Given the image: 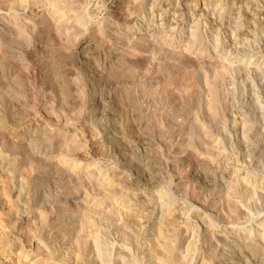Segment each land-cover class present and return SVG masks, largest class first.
<instances>
[{
    "label": "rangeland",
    "instance_id": "rangeland-1",
    "mask_svg": "<svg viewBox=\"0 0 264 264\" xmlns=\"http://www.w3.org/2000/svg\"><path fill=\"white\" fill-rule=\"evenodd\" d=\"M2 1L4 3V0ZM5 1L8 3H10L9 1H11V3L10 6L7 5L5 6L4 5L5 3L4 4L2 3L3 5H0V10H1L0 39H2L0 40V48H1L0 54H2L0 56L2 57L0 58L1 62L3 63L6 61L5 63L9 64L12 63L13 60L16 62L19 57L20 58L22 57L21 59L20 58L19 59L23 61L26 60L25 62H27V64L30 62L29 64L31 66L28 64L30 67H28V69L26 70L29 73V75L28 73H26V77L29 76L27 77L28 80H26V77L24 78L25 80L23 79V77L19 78L18 75H16L15 77L16 86L14 87L17 88L19 86L18 88H20L21 92L24 95L23 97L24 100L21 101L22 104L21 103L14 104V102L10 104L9 108L12 117L9 116V119L10 118L12 119L6 120V118L4 117L6 122H4L5 124L3 129H0V243H1L0 264H19V262L24 263L26 261H27L26 263L28 264L29 262L31 263L32 261H30L29 258L24 257L23 255H19V252H26L31 250L30 253H33L37 245L38 247L44 245L41 244L43 243V241L44 243L47 242L48 245L50 244L49 245L51 248L50 255H53V257L55 256L54 258L52 257L54 260L48 259L44 263L66 264L65 262L66 255L68 254L71 255L74 253V251L75 252L79 251V248H77V250L76 249L73 250L74 249L73 243H76L75 240L78 238L74 235L77 234L78 236L79 235L78 233L80 232H81L80 234L82 235H84V233L86 234V232H88L87 234H89V232L91 231V228H89L91 227V225L88 226L85 223V220L87 219L85 215L91 216L92 214L89 215L87 212L84 213L86 211L83 210L85 209L84 204L87 203L88 201L91 200L94 201L96 199L97 201L95 202H98L97 205L98 208H100L98 209L99 211L103 212L108 208V210L104 212L106 213L107 211H109V209H111L110 207L112 205L105 200L106 193L103 192L101 189L99 192L100 194L98 193L99 191L98 190L99 188L97 187L98 185L97 186L95 185L97 180L95 181V183H93L95 186L91 184L90 187V185L82 186L81 184H77V182L75 183L69 181L67 180V178L65 179L63 178L62 181L58 179L53 180L51 178L52 166L50 164L53 161H49L48 159L53 158L54 160L57 161L59 160L60 157L61 158L66 157L65 158L66 161L67 162L69 161L68 163L69 169L73 170V167H75L73 165L79 166L78 171H80L79 173H81L82 175L87 174V172L90 173L89 171H91L92 173L95 172L94 174L96 175L94 176V178L95 177L97 178V176L102 175V173L103 174L106 173L108 176L110 174L108 173L110 170L112 175L110 174L108 178L114 175L113 178L115 180H113V178L111 177L112 181L115 182L117 180L115 182V183L118 182L116 185L117 186L119 185L118 187L120 188V190L124 189L123 192L126 193L128 192V195L131 196L130 199L133 201L134 204H136L135 206L141 204L144 205V206L142 205V208L145 209L144 210L145 214L141 213L140 215H138V217L136 216L137 219L135 218L137 221L135 220L134 229H136L135 233L138 231L137 233L138 236L136 234V236L138 237L136 238L137 240H139V238L141 239L144 237L152 236L151 231H149V229L146 226H144L146 224L145 215L149 214L150 215V216L148 215L149 217L152 216V218H158L160 216V213L162 215L163 212L165 213L167 211L166 209L167 207L168 210L171 208L174 209V211L176 212L177 210H180L177 212V213L180 212L181 214L178 215L180 216L179 234L181 235L179 236L184 239L185 244L183 245V249L184 251H186L185 254L187 253L186 255H188V262H190L191 264H198V263L200 264L201 259L206 258L211 252L210 250L211 243L208 240L209 237L207 235V231L205 228L206 224L202 222L201 219L202 218L201 216L203 215H204L203 218H205L206 220L212 219L211 221L207 220L208 223L215 222V225H218L220 221L221 223L219 225L222 224L227 225L229 223L227 225L229 227V230L231 229L233 232H235L234 234L235 235L237 234L238 236L237 235L236 236L239 238L237 240L227 241L226 249L223 252L225 254L219 255V258H214L212 264H256L255 261L250 259V256L247 257L246 255L248 254L247 247L250 246L251 243L255 241V239L257 240V237L255 235L257 233L256 232L257 229L264 225V198H263L264 190H262V188L264 189L263 187L264 186L263 184L264 156L261 157L263 158V160L261 158H257L259 157V155L258 156L256 155L258 150L255 149L257 145H259V142L260 145L262 144L261 147L262 148L264 147L263 146L264 135L263 137L261 136L262 138H259L260 133L262 132V130H264V124H263L264 123V75H263L264 68L263 69L261 68L264 66V63L263 64L261 63L264 60V58L263 59L260 58L261 61L258 60L257 58L260 55L264 56V39H263L264 38V0L261 1L255 0L254 3L248 2L249 0L247 1L246 0H222V1L184 0V2L182 0H158V1L153 0L154 2L156 1V3H154L152 0H140V2L145 1L146 6H148L147 7L148 10L144 13L141 14L139 13V15L135 14V16H133L132 14L131 16L132 18L130 17L131 18L130 20L126 18L124 14V5H125L124 2L126 0H80V1L74 0L77 1V3L75 2L76 4L74 3V5L77 6L78 2H80L79 5L81 7L77 6L76 9H74V11H72L71 9L72 14L73 12L75 14V11L77 12V10H79L76 13V15L73 14L72 16L68 12L69 9L67 8L68 5L65 6V3H63L64 4V5L62 4L63 7L66 8L64 11L67 10V12L63 11L61 15L65 16V19L67 18L70 21L69 23L67 20L68 26L67 25H66L67 27L65 26L66 32L64 30L65 38H66V39L64 38L65 41L64 44L67 43L68 46L69 45L68 43L72 42V44L68 47L73 48L75 47V42L78 43L81 42V40L84 41L87 38L90 39V37L91 38L94 37L95 35H93L94 34L93 30L98 29L97 31H100L101 33L105 32L106 30L109 32V33L105 32L106 35H108V38L105 39L108 44L105 43L104 46L100 48L99 50L100 53L93 55L95 56L94 59H92L93 58L92 56L91 58L88 57V55L79 54V56L77 57L78 61L77 59L76 61L74 60L75 62L73 61L74 63L73 64L71 63V65L67 67L69 77L72 78L74 76L72 79L75 82L77 81L78 83L77 85L74 86L69 85V87H71L70 92L74 93V97H76L74 99L75 100L77 99L76 102L75 100L71 101L69 104L70 106L58 105L60 104V99L58 97L59 96L58 93H56L57 91L51 89L48 86L49 84H46L44 86L45 83H43V81L41 80L42 76L38 75L39 74L38 71L44 69L45 70L44 73L47 74L45 76L46 77L50 76V78L48 77V79H52L54 77L53 75L51 76V74H53L52 73L53 71L50 68L51 65L47 60H45L47 59V57L39 55L41 57V61H40V66L42 64L41 69L37 65H35V62L32 59L33 58L32 46L35 45V42L37 40L35 41V39L33 40L31 38L32 40L30 39L29 42L28 39L29 36L28 37L24 36L22 38L24 33L25 35H27L26 32L28 31L27 26H25L28 20V17L26 16L27 13H31V11L34 9L36 11L35 12L36 15L38 11H41L43 6L44 7L49 6L48 8L52 11L55 0H47V1L42 0V2L41 0H37V1L36 0H25V1L5 0ZM72 1L73 0H71L70 2ZM82 1L84 3H82ZM132 1H137L140 4L139 0H132ZM43 2L47 3L48 5H45V3L42 4ZM246 2L249 4H247ZM40 3L43 6L35 8V6L41 5ZM222 5L223 7L225 6L227 7V8L225 7V11H224L225 13L223 12L222 14H217V9L220 8L218 6H222ZM154 6H157L159 8L158 10L159 12L157 11L158 8L156 7V13L152 14L153 11L151 10L152 9L151 7ZM198 8H200L201 11L197 12L196 10H198ZM81 9L82 11L85 12H82ZM162 10L163 12H161ZM20 12L21 15L19 16ZM42 12H39L38 15H40V13ZM68 15H70V18ZM75 16L77 17L79 22L81 21L80 23L78 21H77L78 23L76 22L77 19ZM193 19L198 21L196 22ZM87 21L88 24H90L89 27H87L88 26ZM18 23L19 24L21 23V26L25 27V29L22 28ZM176 23H181V25L179 27H175ZM69 25L71 27H69ZM72 25L74 26L77 25L76 27L78 26L79 27L72 28ZM16 28L19 30V32ZM173 28H175V32ZM80 31L83 32L81 33ZM85 31L87 34L85 33ZM122 31L124 32L123 34H121ZM110 32L112 33L110 34ZM74 34L80 37L77 38V36ZM119 35L122 38L126 37L127 39L125 38L122 39ZM25 37H27V39H25ZM67 37L69 40L67 39ZM254 38H256L259 41H256V39L254 41ZM114 39L117 40V42ZM25 40H27L28 42ZM123 40L125 43L123 42ZM152 40L162 44L177 43L174 44V46L172 47L173 49L176 48L174 50L176 53H178L179 50H180L179 52H182L183 49H188L191 46H196L197 44H198L197 46H199V44L206 45L207 48H209L210 51L213 52L210 53L211 54L210 56L214 55L216 58L220 57L219 60L221 59L220 60L221 66H214L208 64L198 66V64L191 62L189 63V61L187 62L185 58L184 59L177 58L178 61L180 62L182 61L181 63L180 62L178 63L177 59L174 58V56L176 55H172V54L169 55L166 54L167 53L166 51L165 53L164 51L158 50L155 47L156 45L154 46V44L157 42L154 43V41ZM235 40H237L236 41L237 43H235ZM242 41L245 42L243 43ZM149 43L151 44L149 45ZM246 44L247 45L252 44L253 46L249 45L247 47ZM108 45L110 47L112 45L113 46L118 45L117 47L120 50V52L124 53L123 56H124L125 65L126 66L128 65V67L133 70L134 76H132L127 80L129 81L131 79L129 83L126 82L127 85L125 86L128 97L127 99L124 97L125 89L123 90V85H121L119 81L116 82L115 80H112L113 78H109L106 71H104L106 67L105 59L111 58V56L108 54L107 51V47H109ZM244 45H246L245 46L246 49H250L252 51L251 53V51L248 50L251 56L249 52L247 53L245 52L247 50L244 48ZM257 45L260 47H258ZM53 47H54L53 49L55 50V51L53 50L54 51L53 54H55V52L56 54L58 53L57 55H60V52L62 54V51H60V49L59 51L57 50L55 44L53 45ZM151 48H153V50ZM242 49H244L245 51ZM148 52L151 53L149 54ZM154 52L155 53L157 52L158 54L157 53L154 54ZM130 53L132 55H130ZM257 53L260 54L256 55ZM7 55L9 56V59ZM14 55H16V57ZM102 56L105 58H103ZM133 56L136 58H134ZM96 57L98 59H96ZM143 57L144 58L147 57L148 60L142 59ZM251 58L254 60V62ZM8 60L10 62H8ZM29 60H32V62ZM229 65H232V67ZM234 65L236 66L234 67ZM259 66L260 68H258ZM230 70L233 72H231ZM10 71H8V75H10ZM102 71L104 73H102ZM183 71H188L190 79L188 78V75L184 76L185 72ZM73 72L75 73L73 74ZM31 73L35 78L32 76ZM220 73L221 75H219ZM15 74L13 76H15ZM180 74H182V77L179 76ZM191 74L192 76L190 77ZM168 75H170L171 77H169ZM30 76L33 78H30ZM78 76L80 78H77ZM204 76L206 77L204 78ZM218 76H223L222 77L223 79L220 82L217 81L215 82L217 83V86L220 85L219 83H222L223 87L220 85L221 88L217 87V89L219 88L218 90L216 89L213 91L214 93L213 92L209 93V86H210L208 85L210 84L209 82L211 83L213 82L212 84H216L214 82V79H216V77ZM91 78L94 80H92ZM206 80L208 81L210 80V81L208 82ZM32 81L33 84L31 83ZM38 81L40 84L38 83ZM202 81H205L208 84ZM81 85L84 87H82ZM66 89L68 90L70 88H66ZM79 91L80 92L82 91L81 94ZM189 91L190 94H188ZM191 92L193 96H191ZM182 95H184L185 97ZM188 95L191 96V100H190V96ZM187 96L189 97V99ZM52 97L54 101L52 100ZM98 98H100L102 101ZM210 98L212 99V101ZM215 100L216 103H214ZM190 101L194 104H190L191 103ZM125 102L129 103V105L126 107L128 109L130 108L131 110L124 109ZM130 102L133 104H131ZM210 102L211 105H209ZM195 103H198L199 105ZM207 105H209L210 107ZM214 105L215 107H213ZM52 106L54 107L52 108ZM210 108L212 109L216 108L214 109L215 114H213L214 110L211 111L212 109ZM60 112H62V114ZM211 112H212V116H211ZM195 116H197V119ZM209 116L211 117V119ZM141 117L144 120V124H142L140 121ZM240 124L241 125L243 124L244 126L243 125L241 126ZM256 133L257 135H255ZM57 134L59 136L55 138ZM209 134L210 135L212 134L211 138ZM243 134L245 136L244 140L241 139L244 138ZM51 136L57 141L67 140L66 143L68 141H69L68 143L74 141L75 146L73 145L70 150H67L65 149L66 147H62L65 142L63 141L60 143L61 146L57 148L54 147L52 149H49L44 144V140L46 138H51ZM184 136L187 140L184 138ZM199 136H201L200 141L198 139ZM248 136H250V138L252 137L251 140L250 138L247 139ZM59 137H61V139ZM188 137H190L191 140L193 141H191ZM255 137H257V139ZM213 138L215 141H218V144L223 145V146L219 145L220 149L218 151L221 152V148H222V153H220V155H216L215 153L218 154V152L214 151L213 153V151L210 150L211 145L209 144V142L213 140ZM254 138L256 141L254 140ZM197 141H199V143H197ZM205 141L207 142L205 143ZM253 142L254 143L256 142L257 144L256 143L254 144ZM251 143L253 144V146ZM182 144L184 146H186L185 144H187L185 150ZM193 146L194 147L197 146L198 149L195 147V150H193L194 149ZM203 146L205 147L204 149L201 148ZM60 147H62L63 149ZM57 149L58 152L56 151ZM189 149L191 152L189 151ZM207 149H209L210 152L209 150L207 151ZM252 149H254V151ZM146 150H150L152 154L151 155L146 154ZM53 151L54 152L56 151L55 152L56 154ZM199 151L203 153V158H208V155L209 158H211V160L214 158L213 159L214 162L213 161L211 162L212 165H215L217 162H219V160L222 162L225 157L227 158L229 156L228 157L230 158L229 161L231 162L233 161L232 163L238 166V168L245 169L246 171L249 172L248 174H250V176L252 175L250 178L251 182L249 180L247 184H244L245 186H247V189L244 187L245 190L243 191L244 185L243 186L241 185L242 186L241 187L240 185H237L238 183H236V186L239 187H234L237 190V192L240 193V195H238L235 190L236 192L235 200H237V204L241 203L240 207L246 208L247 211L249 212L246 211L244 214L238 216L237 218L234 217L231 218V214L229 213L231 207L227 206L229 204L227 201H224L225 200L224 196L225 194L226 195L229 194L227 191L229 192L233 191L232 190L233 187L232 186L230 187V185H232L233 183L231 184V182L227 178V175L222 174V172L217 171L216 173L217 167L219 166V164H221L220 162L216 164L217 166L215 165L211 168L213 171L212 172L213 176L206 177L207 174L204 172L202 167L198 164L199 162L196 160L197 156L194 157V159L192 160L193 158V156L191 155L192 152L197 154L198 157L202 158V155ZM179 157L182 160L180 159L179 161H177L178 163H176V161H174L173 159L178 160ZM29 159L31 162L29 161ZM237 164H239L240 167ZM173 165L176 166L174 167ZM85 167L87 169H85ZM105 170L106 172H104ZM173 170L176 172V174L175 172H173ZM213 177H215V179H213ZM67 181H69V183ZM73 183L75 186L73 185ZM78 185L80 187H78ZM66 186L71 189L68 195L64 194L65 191L64 189L66 188ZM259 187H261V189ZM96 188L98 189L95 190ZM255 188L259 191L255 190ZM247 190L249 191L247 192ZM249 192H251V194ZM101 193H103V195ZM245 193H247L246 196ZM252 193L254 194L256 193L254 195L256 197L252 198L253 196ZM132 195L133 196L136 195L137 197L132 198ZM248 197L250 198L246 199ZM214 198L217 200L215 201ZM136 199L138 200L136 201ZM253 200L256 202L254 203ZM218 202L219 205L217 204ZM245 202H248L247 203L249 205L248 207L244 206ZM60 204L62 205L60 206ZM178 204L182 208L181 207L177 208L179 207ZM107 205L110 207H108ZM172 206L175 207L173 208ZM161 210L163 212H161ZM82 211L85 215H83ZM230 212H232V209L230 210ZM32 217L34 218L33 220V224H35L34 227L32 226L33 228L32 227L26 228L27 227L26 220ZM83 217L85 218V220H83L84 219ZM100 218L101 217L95 218L96 221L99 219L98 220L99 222L98 221L96 222L97 227L99 228V229L97 228L98 235L95 234L97 239L93 238L95 237L93 235H92L93 239H91L89 236L86 237L89 241V242L86 241L87 242L86 247L87 246L88 247L87 248L85 247L84 250L81 249L80 250L81 252L79 251V253H82L79 256L77 255L79 259L73 258L67 264H75V262L76 264H83L84 261H85L84 264L87 263L99 264L100 262L101 264H104V263H108L109 260L111 262L116 258L121 259L120 261L121 263L123 262L122 264H125L126 262H127L126 264H145L144 259H146V257L143 256L142 254L143 252L141 251V249L140 250L137 249L134 239L127 238L128 235H125L122 230L113 227L115 226V224L112 225L110 221H107V219L104 220ZM226 220H230V222L228 221L226 222ZM216 221L219 222L217 223ZM259 223H261V226ZM234 225L235 226L239 225V226L235 227ZM230 227H232L233 229ZM251 229L253 231H251ZM62 232H65L67 234L68 233L72 234L68 236L69 238L67 239H69L70 241L68 240L65 245L62 244L63 242L59 244L56 243V240H58L57 234ZM250 232L253 233L255 236L253 234L250 235ZM49 234H51L50 237ZM252 235L254 238L252 237ZM42 236L47 238L43 237L45 239L44 240ZM249 236L251 239L249 238ZM122 237L125 240L122 239ZM2 239L5 240L4 244L2 242L3 241ZM126 240H128V242ZM48 241L51 243H49ZM57 242H59V240ZM34 244L37 245L34 247ZM74 246L75 248L78 247V245L77 246L74 245ZM54 248L58 251H56ZM59 251L60 253L61 252L62 253L61 254L58 253ZM243 251L244 252L246 251L247 253L246 252L244 253ZM117 253L119 254V256ZM261 253H264L263 243L262 246L260 245L259 247L258 254L261 255ZM62 255H64L65 257H63ZM80 256H82V258ZM99 256L101 257L99 258ZM55 258L57 259L60 258V260L62 258L63 259L59 263L56 262L57 259ZM76 260L78 261L80 260L79 263H77L78 261Z\"/></svg>",
    "mask_w": 264,
    "mask_h": 264
},
{
    "label": "bare ground",
    "instance_id": "bare-ground-1",
    "mask_svg": "<svg viewBox=\"0 0 264 264\" xmlns=\"http://www.w3.org/2000/svg\"><path fill=\"white\" fill-rule=\"evenodd\" d=\"M25 1V0H24ZM37 1V0H36ZM47 1V0H46ZM71 0H55V2H54V6H53V9H52V11L47 7H44L42 4H44L45 2H43L41 5H38V6H35V8L36 7H41V6H43V8L41 9V11H38L37 12V16L35 15V10L33 9L32 11H31V13H27V15H26V13H25V15L28 17V20H27V23H26V25L25 26H27V29H28V31L26 32V34L27 35H25V33H24V35L22 36V38L24 37V36H29L28 37V39H29V42H30V39L32 38L33 40L35 39V45L34 46H32V44H31V46L33 47L32 48V59H33V61L35 62V65H37L40 69H41V67H42V64H41V66H40V61H41V57L39 56V55H41V56H45V57H47V59H45V60H47L48 62H49V64L51 65V69H52V73L53 74H51V76L53 75L54 77L52 78V79H48V77L50 78V76H48V77H46L45 75H47V74H45L44 72H45V70L43 69V70H39L38 71V75H41L42 77V81H43V83H45L44 84V86L46 85V84H49L48 86L51 88V89H53V90H56L57 92L56 93H58V97H59V99H60V104H58V105H62V106H64V105H66V106H68L69 104H70V102L71 101H73V100H75L74 98H76V97H74V93H72V92H70V90H71V87H69V85L70 86H74V85H77L78 83H77V81L75 82L72 78L74 77L73 75H71V76H73L72 78H70L69 77V75H68V70H67V67H69L70 65H71V63L73 64L75 61H76V59H77V57L79 56V54H84V55H88V57H91L92 59H94V57L95 56H93V55H96V54H98V53H100V48L101 47H103L104 46V44L105 43H107V41L105 40V39H107L108 38V35H106V33L105 32H108L107 30L105 31V32H103V33H101L100 31H97V30H93V35H95L94 37H90V39L89 38H87V39H85L84 41H82L81 40V42H78V43H76L75 42V47H73V48H70V47H68V46H70L71 44H72V42L71 43H68L69 45L67 46V43L66 44H64V38H65V33H64V30H65V32H66V27L68 26V24H67V18L65 19V16H62L61 15V13L66 9L65 7H63V3H65V6L66 5H68L67 6V8H69L68 9V12L71 14V16L74 14V12H73V14L71 13V9H72V11H74V9H76V7L77 6H80L79 5V3L80 2H78V4H77V6H75L74 5V3L76 2L77 3V1H72V2H70ZM80 1V0H79ZM153 1V0H152ZM158 1V0H157ZM183 2H184V0H182ZM220 1H222V0H220ZM247 1V0H246ZM261 1V0H260ZM10 3H11V1H9ZM22 2V1H21ZM41 2H42V0H41ZM50 2H52V1H50ZM139 2H140V0H139ZM142 2V1H141ZM140 2V4L137 2V1H132V0H126L125 2H124V14H125V16H126V18H128L129 20L132 18L131 16H132V14H133V16H135V14H138L139 15V13L141 14V13H144V12H146L148 9H147V7L148 6H146V4H145V1L144 2H142L141 3ZM154 2V1H153ZM160 2V1H159ZM211 2V1H210ZM225 2V1H224ZM248 2H255V0H249ZM3 3V1L2 0H0V5H3L4 3V5L6 6H10V3H8V2H6L5 0H4V3ZM15 3V2H14ZM24 3V2H23ZM22 3V4H23ZM75 3V4H76ZM82 3H84L83 1H82ZM154 3H156V1L154 2ZM216 3V2H215ZM220 3V2H219ZM219 3H218V5H219ZM247 3V2H246ZM63 4V5H62ZM152 4V3H151ZM225 4V3H224ZM247 4H249V3H247ZM45 5H48L47 3H45ZM53 5V4H52ZM83 5H85V4H83ZM156 5V4H155ZM202 5H203V3H202ZM254 5V4H253ZM22 6H24V5H22ZM51 6V5H50ZM153 6V5H152ZM215 6V5H214ZM217 6V5H216ZM225 6V5H224ZM81 7V6H80ZM156 7L157 6H154V7H151L152 9V14H155L156 13ZM204 7V6H203ZM208 7V6H207ZM218 7H220V8H218L217 9V14H222L224 11H225V7H223V5L222 6H218ZM32 8V7H31ZM158 8V7H157ZM201 8V7H200ZM200 8H198V10H196L197 12L198 11H201V9ZM209 8V7H208ZM215 8H217V7H215ZM227 8V7H226ZM8 9H10V8H8ZM49 9V10H48ZM122 9V8H121ZM196 9V8H195ZM194 9V10H195ZM14 10V9H13ZM24 10V9H23ZM159 10V8L157 9V11ZM204 10V9H203ZM202 10V11H203ZM233 10V9H232ZM1 11V10H0ZM18 11V10H17ZM43 11V12H42ZM79 10H77V12H78ZM81 11H82V9H81ZM27 12V11H26ZM39 12H42V13H40V15H38L39 14ZM64 12H67V10L66 11H64ZM76 11H75V14L74 15H76V13H77ZM82 12H85V11H82ZM151 12V11H150ZM159 12V11H158ZM161 12H163V10L161 11ZM196 12V13H197ZM216 12V11H215ZM12 13V12H11ZM68 13V14H69ZM168 13V12H167ZM225 13V12H224ZM81 14V13H80ZM85 14V13H84ZM195 14V13H194ZM193 14V15H194ZM198 14V13H197ZM202 14V13H201ZM200 14V15H201ZM214 14V13H213ZM21 15V12H20V14H19V16ZM23 15V14H22ZM66 15V14H65ZM79 15V14H78ZM78 15H77V17H78ZM237 15V14H236ZM25 16V17H26ZM69 16V18H70V15H68ZM80 16V15H79ZM84 16V15H83ZM195 16V15H194ZM199 16V15H198ZM234 16V15H233ZM24 17V16H23ZM22 17V18H23ZM74 17V16H73ZM76 17V16H75ZM77 17H76V19H77ZM131 17V18H130ZM142 17V16H141ZM196 17V16H195ZM6 18V17H5ZM21 18V19H22ZM85 18V17H84ZM137 18V17H136ZM154 18V17H153ZM194 18V17H193ZM236 18V17H235ZM248 18V17H247ZM18 19V18H17ZM24 19V18H23ZM26 19V18H25ZM135 19V18H134ZM198 19H199V17H198ZM8 20V19H7ZM11 20V19H10ZM73 20H75V19H73ZM80 20V19H79ZM82 20V19H81ZM152 20V19H151ZM154 20V19H153ZM160 20V19H159ZM194 20V19H193ZM220 20V19H219ZM237 20V19H236ZM250 20H252V19H250ZM18 21V20H17ZM78 21V19L76 20V22ZM83 21V20H82ZM143 21V20H142ZM194 21H196V20H194ZM198 21V20H197ZM196 21V22H197ZM10 22V21H9ZM68 22L70 23V21L68 20ZM79 22V21H78ZM77 22V23H78ZM81 22V21H80ZM79 22V23H80ZM125 22V21H124ZM128 22V21H127ZM130 22V21H129ZM193 22V21H192ZM253 22V21H252ZM74 23V22H73ZM72 23V24H73ZM19 24V23H18ZM87 24H88V21H87ZM200 24V23H199ZM20 26H21V23L19 24ZM23 25V24H22ZM67 25V26H66ZM75 25V24H74ZM74 25H72V28L73 27H76V26H74ZM81 25V24H80ZM89 25L90 24H88V26L87 27H89ZM176 26L175 27H179L180 25H181V23H176L175 24ZM185 25V24H184ZM197 25V24H196ZM224 25V24H223ZM230 25V24H229ZM12 26V25H11ZM66 26V27H65ZM174 26V25H173ZM220 26V25H219ZM22 28H24L25 29V27H23V26H21ZM20 27V28H21ZM69 27H71L70 25H69ZM68 27V28H69ZM79 27V26H78ZM78 27H76V28H78ZM109 27V26H108ZM225 27V26H224ZM261 27V26H260ZM67 28V29H68ZM97 28V27H96ZM197 28V27H196ZM17 29V28H16ZM239 29V28H238ZM237 29V30H238ZM18 30V29H17ZM79 30V29H78ZM85 30V29H84ZM92 30V29H91ZM112 30V29H111ZM117 30V29H116ZM131 30V29H130ZM129 30V31H130ZM173 30H174V32H175V28H173ZM15 31V30H14ZM25 31V30H24ZM101 31H102V29H101ZM125 31V30H124ZM132 31V30H131ZM155 31V30H154ZM235 31V30H234ZM18 32H19V30H18ZM21 32V31H20ZM69 32V31H68ZM67 32V33H68ZM81 32V31H80ZM83 32V31H82ZM81 32V33H82ZM91 32V31H90ZM75 33V32H74ZM85 33H86V31H85ZM109 33V32H108ZM107 33V34H108ZM112 32H110V34H111ZM124 32L122 31V33L121 34H123ZM234 33V32H233ZM21 34V33H20ZM71 34V33H70ZM87 34V33H86ZM90 34V33H89ZM102 34H104V35H102ZM160 34V33H159ZM198 34V33H197ZM72 35H73V33H72ZM74 35H76V34H74ZM82 35V34H81ZM155 35V34H154ZM71 36V35H70ZM77 36V38L78 37H80V36H78V35H76ZM120 36V35H119ZM1 37V36H0ZM27 37H25V39H27ZM69 37V36H68ZM68 37H67V39H68ZM85 37V36H84ZM110 37V36H109ZM115 37H116V34H115ZM121 37V36H120ZM158 37V36H157ZM260 37V36H259ZM13 38V37H12ZM15 38V37H14ZM75 38V37H74ZM76 38V39H77ZM122 38V37H121ZM121 38H119V39H121ZM123 38H125V39H127L126 37H123ZM122 38V39H123ZM238 38V37H237ZM18 39V38H17ZM31 39V40H32ZM66 39V38H65ZM84 39V38H83ZM112 39V38H111ZM124 39V40H125ZM134 39V38H133ZM158 39V38H157ZM174 39V38H173ZM235 39V38H234ZM249 39V38H248ZM253 39V38H252ZM255 39L256 38H254V41H255ZM264 39V38H263ZM0 40H2V39H0ZM14 40V39H13ZM69 40V39H68ZM67 40V41H68ZM72 40V39H71ZM110 40V39H109ZM113 40V39H112ZM115 40V39H114ZM124 40H123V42H124ZM169 40H170V38H169ZM246 40V39H245ZM251 40V39H250ZM249 40V41H250ZM12 41V40H11ZM22 41V40H21ZM25 41H27V40H25ZM75 41V40H74ZM80 41V40H79ZM116 42H117V40H115ZM120 41V40H119ZM118 41V42H119ZM127 41H129V40H127ZM152 41H154V40H152ZM162 41V40H161ZM173 41V40H172ZM237 40H235V43H237L236 42ZM239 41V40H238ZM247 41V40H246ZM256 41H259V40H257L256 39ZM28 42V41H27ZM69 42V41H68ZM108 42H110V41H108ZM121 42V41H120ZM119 42V43H120ZM155 42H157V41H154V43ZM240 42H241V40H240ZM243 42V41H242ZM245 42V41H244ZM243 42V43H244ZM248 42V41H247ZM246 42V43H247ZM263 42V41H262ZM19 43V42H18ZM21 43V42H20ZM55 44V47L57 48V50L59 51V49H60V51H62V54H61V52H60V55H57L56 54V52H55V54H53V52L55 51L53 48V45ZM113 43V42H112ZM125 43V42H124ZM230 43V42H229ZM261 43V42H260ZM26 44V43H25ZM74 44V43H73ZM108 44V43H107ZM110 44V43H109ZM145 44V43H144ZM151 43H149V45H150ZM153 44V43H152ZM174 44H177V43H174ZM174 44L173 43H169V44H162V43H159V42H157V43H155L154 44V46L158 49V50H161V51H166L165 53L166 54H169V55H176V56H174V58H185L186 59V61L188 62L189 61V63L191 62V63H195V64H198V66H201V65H204V64H208V65H214V66H221V62H220V60H219V58L220 57H218V58H216L214 55H212V56H210L211 54L210 53H213V52H211L210 51V49L209 48H207V46L206 45H200L199 44V46H191L190 48H188V49H183L182 50V52H179L178 51V53H176L174 50L176 49H173L172 47L174 46ZM204 44V43H203ZM253 44V43H252ZM251 44V45H252ZM12 45V44H11ZM21 45V44H20ZM28 45V44H27ZM143 45V44H142ZM210 45V44H209ZM234 45V44H233ZM237 45V44H236ZM247 45V44H246ZM246 45H244V48H245V46ZM250 45V44H249ZM249 45H247V47L249 46ZM250 45V46H251ZM255 45V44H254ZM14 46V45H13ZM12 46V47H13ZM109 46V45H108ZM118 46V45H117ZM117 46H109V47H107V51H108V54L111 56V58H106L105 60H106V67H105V70L104 71H106V73H107V75L109 76V78H113L112 80H115L116 82L117 81H119L120 83H121V85H123V90L126 88L125 86L127 85L126 84V82L127 83H129V81L131 80H129V81H127L129 78H131L132 76H134L133 75V70L132 69H130L129 67H128V65L126 66L125 65V62H124V56H123V54L124 53H121L120 52V50L118 49V47ZM230 46V45H229ZM231 46H232V44H231ZM242 46H243V44H242ZM253 46V45H252ZM258 46V45H257ZM2 47V46H1ZM25 47V46H24ZM59 47V48H58ZM144 47V46H143ZM258 47H260V46H258ZM19 48V47H18ZM31 48V47H30ZM62 48V49H61ZM106 48V47H105ZM120 48V47H119ZM133 48V47H132ZM186 48V47H185ZM230 48V47H229ZM228 48V49H229ZM243 48V47H242ZM1 49V48H0ZM10 49V48H9ZM8 49V50H9ZM25 49V48H24ZM121 49V48H120ZM127 49V48H126ZM139 49V48H138ZM152 50H153V48H151ZM157 49H155V50H157ZM239 49V48H238ZM246 49V48H245ZM4 50V49H3ZM3 50H2V52H3ZM6 50V49H5ZM54 50V51H53ZM104 50H106V49H104ZM123 50V49H122ZM131 50V49H130ZM129 50V51H130ZM140 50H142V49H140ZM146 50V49H145ZM151 50V51H152ZM223 50V49H222ZM242 50H244V49H242ZM247 51H245L246 53L247 52H249V51H251L250 49H246ZM249 50V51H248ZM253 50V49H252ZM255 50V49H254ZM7 51V50H6ZM5 51V52H6ZM11 51V50H10ZM66 52V54H65V52ZM103 51V50H102ZM124 51V50H123ZM122 51V52H123ZM129 51H127V52H129ZM133 51V50H132ZM227 51V50H226ZM126 52V53H127ZM131 52V51H130ZM169 52V53H168ZM237 52V51H236ZM254 52V51H253ZM259 52V51H258ZM262 52V51H261ZM10 53V52H9ZM70 53V54H69ZM102 53V52H101ZM132 53V52H131ZM130 53V55H132ZM149 53V52H148ZM151 53V52H150ZM149 53V54H150ZM153 53V52H152ZM157 53V52H156ZM155 52H154V54H156ZM251 53H252V51H251ZM7 54V53H6ZM5 54V55H6ZM11 54H13V53H11ZM22 54V53H21ZM129 54V53H128ZM135 54V53H134ZM153 54V55H154ZM158 54V53H157ZM237 54V53H236ZM239 54V53H238ZM249 54H250V52H249ZM258 54H260V53H257L256 55H258ZM2 54H0V56H1ZM4 55V56H5ZM9 55V54H8ZM7 55V56H8ZM256 55H254V56H256ZM12 56V55H11ZM15 57H16V55H14ZM22 56V55H21ZM63 56V57H62ZM80 56H82V55H80ZM98 56V55H97ZM105 56V55H104ZM108 56V55H107ZM106 56V57H107ZM219 56H220V54H219ZM250 56H251V54H250ZM254 56H253V59H254ZM19 57V56H18ZM27 57V56H26ZM31 57V56H30ZM87 57V56H86ZM103 57V56H102ZM129 57V56H128ZM132 57V56H131ZM134 57V56H133ZM139 57V56H138ZM148 57H150V56H148ZM156 57V56H155ZM172 57V56H171ZM0 58H2V57H0ZM20 58V57H19ZM18 58V60L15 62L14 60H13V62L12 63H5V62H1V59H0V129H3V127H4V122H6V120L8 119V120H10V119H12V118H10L9 119V116H11L12 117V114H11V111H10V108H9V106H10V104L12 103V102H14V104L16 103V104H19V103H21V101H23L24 99H23V97H24V95H23V93L21 92V90H20V88H16V87H14V86H16V84H15V81H16V75H18V77L20 78V77H23V79L26 77V73H28V71H26L27 69H28V67H30L28 64H27V62H25L26 60H20ZM28 58V57H27ZM63 58V59H62ZM103 58H105V57H103ZM102 58V59H103ZM125 58H126V56H125ZM134 58H136V57H134ZM258 58V60H260L261 61V59H263L264 58V56H262V55H260V56H258L257 57ZM261 58V59H260ZM8 59H9V56H8ZM26 59V58H25ZM84 59V58H83ZM87 59V58H86ZM96 59H98L97 57H96ZM131 59V58H130ZM142 59H145V60H148V58L146 57V58H142ZM153 59V58H152ZM178 59H177V61H178ZM252 59V58H251ZM252 59V60H253ZM4 60V59H3ZM44 60V61H45ZM62 60V61H61ZM75 60V61H74ZM141 60V59H140ZM175 60V59H174ZM250 60V59H249ZM10 61H11V59H10ZM9 60H8V62H10ZM28 61V60H27ZM29 61H31L32 62V60H29ZM74 61V62H73ZM77 61H78V59H77ZM226 61V60H225ZM133 62V61H132ZM150 62V61H149ZM180 61H178V63H179ZM182 62V61H181ZM180 62V63H181ZM253 62H254V60H253ZM256 62V61H255ZM5 63V64H4ZM47 63V62H46ZM131 63V62H130ZM137 63V62H136ZM184 63V62H183ZM249 63H250V61H249ZM260 63V62H259ZM262 64L264 63V60L261 62ZM260 63V64H261ZM33 64V63H32ZM96 64V63H95ZM135 64V63H134ZM147 64H148V62H147ZM225 64V63H224ZM247 64V63H246ZM259 64V65H260ZM97 65V64H96ZM161 65V64H160ZM159 65V66H160ZM182 65V64H181ZM185 65V64H184ZM188 65V64H187ZM227 65V64H226ZM33 66V65H32ZM135 66V65H134ZM179 66V65H178ZM229 66H231L232 67V65H229ZM236 65H234V67H235ZM256 66H258V65H256ZM263 66V65H262ZM138 67V66H137ZM181 67H183V66H181ZM204 67V66H203ZM228 67V66H227ZM226 67V68H227ZM32 68V67H31ZM59 68V69H58ZM168 68V67H167ZM245 68V67H244ZM258 68H260V66L258 67ZM262 69L264 68V66L263 67H261ZM69 69V68H68ZM104 69V68H103ZM164 69V68H163ZM182 69V68H181ZM247 69V68H246ZM261 69V70H262ZM11 70V71H10ZM29 70H30V68H29ZM34 70V69H33ZM49 70V69H48ZM74 70V69H73ZM95 70V69H94ZM102 70V69H101ZM184 70V69H183ZM231 70H232V68H231ZM230 70V71H231ZM235 70H236V68H235ZM245 70V69H244ZM255 70V69H254ZM8 71H10V75H8ZM90 71V70H89ZM100 71V70H99ZM224 71V70H223ZM263 71V70H262ZM47 72V71H46ZM50 72V71H49ZM76 72V71H75ZM75 72H73V74L75 73ZM91 72V71H90ZM157 72V71H156ZM169 72V71H168ZM181 72H182V70H181ZM183 72H185L184 73V76H186V75H188V78H189V73H188V71H183ZM220 72V71H219ZM222 72V71H221ZM231 72H233V71H231ZM235 72H237V71H235ZM247 72V71H246ZM16 73V74H15ZM33 73V72H32ZM31 73V74H32ZM48 73V72H47ZM71 73V72H70ZM97 73V72H96ZM102 73H104L103 71H102ZM105 73V74H106ZM135 73V72H134ZM163 73H166V72H163ZM172 73V72H171ZM15 74V76H13ZM30 74V75H31ZM93 74V73H92ZM104 74V75H105ZM159 74V73H158ZM243 74V73H242ZM247 74V73H246ZM28 75H29V73H28ZM36 75V74H35ZM37 75V76H38ZM78 75H79V73H78ZM103 75V74H102ZM216 75H218V74H216ZM219 75H221V73L219 74ZM264 75V74H263ZM32 76H33V74H32ZM77 76V75H76ZM93 76H95V75H93ZM136 76V75H135ZM169 77H171L170 75H168ZM168 76H166V77H168ZM180 77H182V74H180L179 75ZM192 76V74L190 75V77ZM215 76V75H214ZM232 76V75H231ZM260 76V75H259ZM27 77H29V76H27ZM26 77V80H28V78ZM34 77V76H33ZM33 77H31L30 76V78H33ZM40 77V76H39ZM38 77V78H39ZM178 77V76H177ZM206 76H204V78H205ZM223 76H218V77H216V79H218V80H216V79H214V82L215 81H217V82H220L223 78H222ZM234 77V76H233ZM35 78V77H34ZM77 78H80L79 76L77 77ZM81 78H82V76H81ZM94 78V77H93ZM101 78V77H100ZM193 78V77H192ZM221 78V79H220ZM260 78V77H259ZM22 79V80H23ZM75 79V78H74ZM87 79V78H86ZM92 79V78H91ZM99 79V78H98ZM102 79V78H101ZM162 79V78H161ZM190 79V78H189ZM212 79V78H211ZM224 79H226V78H224ZM25 80V79H24ZM23 80V81H24ZM31 80V79H30ZM30 80H29V82H30ZM34 80V79H33ZM92 80H94V79H92ZM165 80V79H164ZM203 80H205V79H203ZM261 80V79H260ZM106 81V80H105ZM206 81H208V80H206ZM210 81V80H209ZM208 81V82H209ZM240 81V80H239ZM78 82H80V81H78ZM99 82V81H98ZM101 82V81H100ZM118 82V83H119ZM166 82V81H165ZM187 82V81H186ZM202 82H205V81H202ZM23 83V82H22ZM32 84H33V81L31 82ZM38 83H39V81H38ZM76 83V84H75ZM119 83V84H120ZM196 83V82H195ZM206 84H208L207 82H205ZM210 84H208V85H210L209 86V93L210 92H213L214 90H216L217 89V87H220V85L222 86V83H219L220 85H218L217 86V83L216 84H212L211 82H209ZM227 83V82H226ZM238 83V82H237ZM241 83V82H240ZM35 84V83H34ZM40 84V83H39ZM83 84V83H82ZM168 84V83H167ZM185 84V83H184ZM190 84V83H189ZM198 84V83H197ZM225 84V83H224ZM29 85V84H28ZM186 85H188V84H186ZM191 85V84H190ZM243 85V84H242ZM241 85V86H242ZM35 86V85H34ZM42 86V85H41ZM40 86V87H41ZM47 86V87H48ZM82 86V85H81ZM216 86V87H215ZM24 87H26V86H24ZM77 87V86H76ZM82 87H84V86H82ZM208 87V86H207ZM206 87V88H207ZM223 87V86H222ZM32 88V87H31ZM66 88H70V89H66ZM79 88V87H78ZM98 88V87H97ZM197 88H199V87H197ZM221 88V87H220ZM24 89V88H23ZM36 89V88H35ZM50 89V90H51ZM73 89V88H72ZM202 89V88H201ZM204 89H205V87H204ZM219 89V88H218ZM217 89V90H218ZM252 89V88H251ZM1 90H2V92H1ZM49 90V91H50ZM75 90V89H74ZM92 90H93V88H92ZM181 90V89H180ZM185 90V89H184ZM188 90V89H187ZM191 90V89H190ZM195 90V89H194ZM197 90V89H196ZM242 90V89H241ZM40 91H41V89H40ZM227 91V90H226ZM244 91H245V89H244ZM250 91V90H249ZM255 91V90H254ZM36 92V91H35ZM38 92V91H37ZM80 92V91H79ZM82 92V91H81ZM81 92H80V94H81ZM130 92V91H129ZM194 92V91H193ZM228 92V91H227ZM84 93V92H83ZM186 93V92H185ZM184 93V94H185ZM198 93V92H197ZM207 93H208V91H207ZM214 93V92H213ZM33 94V93H32ZM46 94V93H45ZM50 94V93H49ZM52 94V93H51ZM79 94V93H78ZM77 94V95H78ZM125 98L127 99L128 97H127V91H126V89H125ZM179 94V93H178ZM188 94H190V91H189V93ZM194 94V93H193ZM199 94V93H198ZM39 95V94H38ZM56 95V94H55ZM131 95V94H130ZM187 95V94H186ZM214 95V94H213ZM223 95H224V93H223ZM229 95V94H228ZM81 96V95H80ZM85 96V95H84ZM129 96V95H128ZM182 96H184V95H182ZM188 96H190V95H188ZM187 96V97H188ZM191 96H193L192 95V92H191ZM191 96H190V100H191ZM29 97V96H28ZM41 97V96H40ZM91 97V96H90ZM132 97V96H131ZM185 97V96H184ZM209 97V96H208ZM44 98H46V97H44ZM78 98H79V96H78ZM83 98V97H82ZM82 98H81V100H82ZM196 98V97H195ZM205 98V97H204ZM212 98V97H211ZM210 98V99H211ZM48 99V98H47ZM98 99H100V98H98ZM125 99V100H126ZM130 99V98H129ZM188 99H189V97H188ZM208 99V98H207ZM28 100V99H27ZM40 100V99H39ZM52 100L54 101V99H53V97H52ZM77 100V99H76ZM76 100H75V102H76ZM101 100V99H100ZM184 100H185V98H184ZM194 100V99H193ZM48 101V100H47ZM59 101V100H58ZM102 101V100H101ZM130 101V100H129ZM180 101V100H179ZM205 101H207V100H205ZM211 101H212V99H211ZM223 101V100H222ZM226 101V100H225ZM74 102V103H75ZM79 102V101H78ZM80 102H83V101H80ZM98 102V101H97ZM185 102V101H184ZM191 102V101H190ZM47 103V102H46ZM99 103H100V101H99ZM131 103V102H130ZM189 103V102H188ZM206 103V102H205ZM209 103V102H208ZM207 103V104H208ZM214 103H216V100L214 101ZM22 104V103H21ZM45 104V103H44ZM131 104H133V103H131ZM182 104V103H181ZM186 104V103H185ZM190 104H194V103H190ZM195 104H198V103H195ZM48 105V104H47ZM80 105H81V103H80ZM84 105V104H83ZM129 105V103H127V102H125L124 103V109H128L126 106H128ZM183 105V104H182ZM181 105V106H182ZM199 105V104H198ZM209 105H211V102H210V104ZM209 105H207V106H209ZM70 106V105H69ZM197 106V105H196ZM200 106H201V104H200ZM199 106V107H200ZM51 107V106H50ZM54 106H52V108H53ZM183 107V106H182ZM210 107V106H209ZM213 107H215V105L213 106ZM56 108V107H55ZM61 108V107H60ZM81 108V107H80ZM195 108V107H194ZM207 108V107H206ZM62 109V108H61ZM130 109V108H129ZM128 109V110H129ZM196 109V108H195ZM202 109V108H201ZM200 109V110H201ZM210 109H212V108H210ZM214 109H216V108H214ZM214 109H212L211 111H213ZM217 109H218V107H217ZM131 110V109H130ZM133 110V109H132ZM189 110V109H188ZM3 111V112H2ZM181 111V110H180ZM194 111V110H193ZM204 111V110H203ZM22 112V111H21ZM81 112V111H80ZM125 112V111H124ZM200 112V111H199ZM13 113V112H12ZM61 114H62V112H60ZM70 113V112H69ZM75 113H77V112H75ZM75 113H74V115H75ZM79 113V112H78ZM203 114V113H202ZM205 114H206V112H205ZM213 114H215V110H214V113ZM67 115V114H66ZM71 115V114H70ZM195 115V114H194ZM252 115V114H251ZM55 116V115H54ZM81 116V115H80ZM211 116H212V112H211ZM215 116V115H214ZM4 117L6 118V120L4 119ZM60 117V116H59ZM76 117H77V115H76ZM143 117V116H142ZM142 117H141V119H142ZM196 117V119H197V116H195ZM210 117V116H209ZM208 117V118H209ZM13 118H16V117H13ZM214 118H216V117H214ZM219 118V117H218ZM81 119V118H80ZM140 119V121H141V123L142 124H144V120L142 119L141 120ZM194 119V118H193ZM192 119V120H193ZM205 119V118H204ZM207 119V118H206ZM210 119H211V117H210ZM5 120V121H4ZM203 120V119H202ZM65 122H66V120H65ZM189 122V121H188ZM187 122V123H188ZM209 122H210V120H209ZM219 122V121H218ZM247 122V121H246ZM147 123V122H146ZM240 123V122H239ZM243 123V122H242ZM148 124V123H147ZM196 124V123H195ZM264 124V123H263ZM241 125V124H240ZM243 125V124H242ZM241 125V126H242ZM145 126V125H144ZM194 126V125H193ZM200 126V125H199ZM202 126V125H201ZM238 126V125H237ZM244 126V125H243ZM195 127V126H194ZM197 127V126H196ZM246 127V126H245ZM143 128V127H142ZM185 128V127H184ZM188 128V127H187ZM198 128H200V127H198ZM203 128V127H202ZM191 129V128H190ZM197 129V128H196ZM195 129V130H196ZM239 129V128H238ZM250 129V128H249ZM262 129V128H261ZM91 130V129H90ZM141 130H143V129H141ZM203 130V129H202ZM58 131V130H57ZM146 131V130H145ZM205 131V130H204ZM204 131H203V133H204ZM241 131H243V130H241ZM254 131V130H253ZM258 131V130H257ZM264 130H262V132H263ZM202 132V131H201ZM200 132V133H201ZM207 132V131H206ZM246 132V131H245ZM249 132V131H248ZM260 133V137L259 138H262L263 137V135H264V132L263 133ZM57 133V132H56ZM209 133V132H208ZM207 133V134H208ZM258 133V132H257ZM257 133L255 134V135H257ZM202 134V133H201ZM248 134V133H247ZM56 135V134H55ZM212 135V134H211ZM211 135L209 134V136H210V138H211ZM216 135V134H215ZM254 135V136H255ZM54 136V135H53ZM59 135L57 134V136L55 137V138H57ZM187 136V135H186ZM194 136V135H193ZM192 136V137H193ZM196 136V135H195ZM220 136H223V135H220ZM240 136H242V135H240ZM243 136H244V134H243ZM251 136H252V134H251ZM253 136V137H254ZM262 136V137H261ZM43 137V136H42ZM191 137V136H190ZM190 137H188L190 140H191V138ZM200 137L201 136H199L198 137V139H199V141L201 140L200 139ZM213 137V136H212ZM60 139H61V137H59ZM58 138V139H59ZM63 138V137H62ZM184 138H185V136H184ZM196 138V137H195ZM209 138V139H210ZM222 138V137H221ZM250 138V136H248V138L247 139H249ZM252 138V137H251ZM251 138H250V140H251ZM256 139H257V137H255ZM255 138H254V140H255ZM73 139H75V138H73ZM186 139V138H185ZM188 139V140H189ZM194 139V138H193ZM241 139H245V136H244V138H241ZM263 139H264V137H263ZM262 139V140H263ZM187 140V139H186ZM185 140V141H186ZM189 140V141H190ZM195 140V139H194ZM222 140V139H221ZM63 141H65V140H63ZM62 140H55L54 138H52V136H51V138H46L45 140H44V144L46 145V147L47 148H49V149H52V148H54V147H59V146H61L60 145V143L61 142H63ZM67 141V140H66ZM66 141L64 142V145L62 146V147H66L65 149H67V150H70L71 148H72V146L75 144V142L74 141H71L70 143H66ZM184 141V142H185ZM191 141H193V140H191ZM199 141H197V143H199ZM247 141H249V140H247ZM256 141V140H255ZM264 141V140H263ZM41 142V141H40ZM74 142V143H73ZM187 142V141H186ZM196 142V141H195ZM207 141H205V143H206ZM222 142V141H221ZM66 143V144H65ZM254 143V142H253ZM256 143V142H255ZM254 143V144H255ZM63 144V143H62ZM192 144V143H191ZM209 144L211 145V147H210V150H212L213 151V153H214V151L215 152H218V154L217 153H215L216 155H220V153H222V148H221V152L220 151H218L219 149H220V146L219 145H222V144H218V141H215L214 140V138H213V140H211L210 142H209ZM246 144H248V143H246ZM252 144V143H251ZM257 144V143H256ZM264 144V143H263ZM183 145V144H182ZM182 145H181V147H182ZM186 146H187V144H185ZM190 145V144H189ZM202 145V144H201ZM259 145H260V142H259ZM259 145H257V147L255 148L256 150H258L257 151V156L259 155V157H257V158H261V157H263L264 156V150H263V148L261 147V145L259 146ZM75 146V145H74ZM184 146V145H183ZM186 146H184L183 148H184V150L186 149L185 147ZM223 146V145H222ZM252 146H253V144H252ZM264 146V145H263ZM62 147H60V148H62ZM181 147H180V149H181ZM194 147V146H193ZM196 148H197V146H195ZM195 147H194V149L193 150H195ZM206 147H208V146H206ZM249 147V146H248ZM189 148V147H188ZM192 148V147H191ZM190 148V149H191ZM200 148V147H199ZM201 148H205L204 146L203 147H201ZM59 149V148H58ZM58 149L56 150L57 152H58ZM63 149V148H62ZM190 149H189V151H190ZM198 149V148H197ZM196 149V150H197ZM202 149V150H203ZM60 150V149H59ZM183 150V149H182ZM209 149H207V151H208ZM210 150H209V152H210ZM244 150V149H243ZM253 151H254V149H252ZM31 151V150H30ZM55 151V152H56ZM62 151V150H61ZM64 151H66V150H64ZM63 151V152H64ZM72 151V150H71ZM180 151V150H179ZM188 151V150H187ZM186 151V152H187ZM206 151V152H207ZM211 151V152H212ZM229 151V150H228ZM233 151H234V149H233ZM247 151H248V149H247ZM54 152V151H53ZM54 152V153H55ZM178 152V151H177ZM185 152V153H186ZM191 152V151H190ZM198 152V151H197ZM200 153H201V155H202V158L201 157H198V155L197 154H195L194 152H192V156H193V158H192V160L194 159V157H196V160L199 162L198 164L202 167V169L204 170V172L207 174H205L206 175V177L207 176H213L212 174V167L213 166H215L217 163H221V164H219V166L217 167V169H216V173H217V171L218 172H222V174H225V175H227V178H228V180L231 182V184L232 185H230V187L232 186L233 187V191H231V192H229V191H227L229 194L228 195H226L225 194V196H224V201H227L228 202V204L229 205H227V206H230L231 208H230V210L232 209V212H230V210H229V213L231 214V218H237L238 216H241L242 214H244L246 211H247V209L246 208H242V207H240V204L241 203H238L237 204V200H235V195H236V192H237V190L234 188V187H239V186H236V183H238L237 185H244V184H247L248 182H249V180H250V178H251V176H250V174H248L249 172L248 171H246L245 169H240V168H238V166H236V165H234L231 161H229L230 160V158H224L223 159V161L221 162L220 160H219V162H217L215 165H212V161H213V159L211 160V158H209V155H208V158H203V153L201 152V151H199ZM237 152V151H236ZM245 152V151H244ZM68 153H69V151H68ZM67 153V154H68ZM179 153V152H178ZM184 153V152H183ZM182 153V154H183ZM205 153V152H204ZM212 153V154H213ZM228 153V152H227ZM47 154H49V153H47ZM51 154H53V153H51ZM56 154V153H55ZM60 154V153H59ZM65 154V153H64ZM146 154H149V155H151L152 154V152H150V150H146ZM154 154V153H153ZM206 154V153H205ZM208 154V153H207ZM215 154H214V157H215ZM236 154V153H235ZM241 154V153H240ZM31 155V154H30ZM181 155V154H180ZM200 155V154H199ZM200 155V156H201ZM211 155V154H210ZM48 156V155H47ZM56 156V155H55ZM222 156V155H221ZM42 157V156H41ZM156 157V156H155ZM176 157V156H175ZM174 157V158H175ZM211 157V156H210ZM213 157V156H212ZM233 157H234V155H233ZM235 157H236V155H235ZM237 157H238V155H237ZM55 158V157H54ZM59 158V157H58ZM57 158V159H58ZM61 158V157H60ZM59 158V160H54L53 158H49L48 160L49 161H53L50 165L52 166L51 167V178L53 179V180H55V179H58V180H63V178L65 179V178H67V180H69V181H72V182H77V184H81L82 186H87V185H90V187H91V184H93V183H95V181H96V183H95V185L99 188H96L95 190H99L98 191V193L100 192V189L103 191V192H105L106 193V196H105V200L106 201H108L112 206L110 207V206H108V207H110L111 209H109V211H107L106 213H104L106 210H108V208L106 209V210H104L103 212L102 211H99L98 209H100V208H98V205H97V203L98 202H95V201H97L96 199L94 200V201H88L87 203H85L84 204V201H83V204H84V208L85 209H83V210H86L84 213H88L89 215L90 214H92L91 216H87V215H85L84 213H83V211H82V213H83V215H85V217H87V219L85 220V218L83 219V220H85V223H86V225H88V226H90L91 225V227H89V228H91V231L89 232V234H87L88 232H86V234L84 233V235H82V234H80V233H78L79 235L77 236V234L76 235H74V236H76V237H78L76 240H75V242L77 243H73L74 245H78V247H76L75 248V246L73 245V247H74V249L73 250H77V248H79V251L82 249V250H84L85 249V247H86V243L87 242H89L88 241V239L86 238V237H90L91 239H93V238H96V236H95V234H97L98 233V230H97V221L99 220H95V218H97V217H101L100 219H104V220H106L107 219V221H110L111 222V224L113 225V224H115V226H113L114 228H117V229H120V230H122L123 232H124V234L125 235H128V237L127 238H130V239H134V241H135V244H136V247H137V249L138 250H140L141 249V251L143 252L142 254H143V256L144 257H146V259H144L143 261L145 262V264H191L190 262H188V255H186L185 254V252L186 251H184V249H183V245L185 244L184 243V239L183 238H181L180 236V234H179V224H180V216H178L179 214H180V212L179 213H177L178 211H180V210H177V212L176 211H174V209H169L168 210V208L166 207V209H167V211H166V209H165V213L162 211V210H164V209H162L161 210V212H163V214L161 215V213H160V216L158 217V218H152V216L151 217H149L148 215H145V225L144 226H146L148 229H149V231H151V234H152V236L151 237H144V238H139V240H137L136 238H138L137 236H138V231L135 233V231H136V229H134V226H135V220L137 219L136 218V216L138 217V215H140L141 213H144L145 211V209H143L142 208V205L143 204H141V205H137V206H135L136 204H134L133 203V201L130 199V195H128V192L126 193V192H123V190L121 191L120 190V188L116 185L117 183H115L114 181H112V179H111V177L113 178L114 177V175L113 176H111L110 178H108L109 177V175L111 174L112 175V173L110 172V170H109V172L108 173H110L108 176H107V174L105 173V174H103L102 173V175H98L97 176V178L95 177L94 178V176L96 175V174H94V173H92L91 171H89L90 173H88L87 172V174H81V173H79L80 171H78L79 170V166H76V165H73V166H75V167H73V170L72 169H69V167H68V163H69V161L67 162L66 161V157L65 158H61L60 159ZM183 158V157H182ZM216 158H218V157H216ZM173 159V158H172ZM181 158L179 157V159L178 160H176V159H173L174 161H176V163H178L177 161H179ZM256 159V158H255ZM262 160H263V158H261ZM260 159V160H261ZM68 160V159H67ZM70 160V159H69ZM182 160V159H181ZM258 160V159H257ZM261 160V161H262ZM29 161H30V159H29ZM196 161V162H197ZM216 161H218V160H216ZM215 161V162H216ZM31 162V161H30ZM214 162V161H213ZM16 163V162H15ZM47 163V162H46ZM182 163V162H181ZM149 164V163H148ZM14 165V164H13ZM16 165V164H15ZM71 165H72V163H71ZM70 165V166H71ZM237 165H239V164H237ZM81 166V165H80ZM97 166V165H96ZM174 166V165H173ZM172 166V167H173ZM176 166V165H175ZM174 166V167H175ZM217 166V165H216ZM258 166V165H257ZM256 166V167H257ZM93 167V166H92ZM239 167H240V165H239ZM72 168V167H71ZM178 168V167H177ZM242 168V167H241ZM245 168V167H244ZM248 168V167H247ZM253 168V167H252ZM85 169H87L86 167H85ZM94 169V168H93ZM97 169V168H96ZM201 169V168H200ZM81 170V169H80ZM84 170V169H83ZM95 170V169H94ZM100 170H102V169H100ZM214 170V169H213ZM248 170V169H247ZM97 171V170H96ZM202 171V170H201ZM256 171V170H255ZM99 172H101V171H99ZM98 172V173H99ZM104 172H106V170L104 171ZM173 172H175L174 170H173ZM203 172V173H204ZM215 172V171H214ZM97 173V174H98ZM202 173V174H203ZM216 173H214V174H216ZM114 174V173H113ZM175 174H176V172H175ZM221 175V174H220ZM41 176H42V174H41ZM100 176V177H99ZM178 176V175H177ZM99 177V178H98ZM49 178V177H48ZM178 178V177H177ZM210 178H212V177H210ZM38 179V178H37ZM36 179V180H37ZM47 179V178H46ZM213 179H215V177H213ZM45 180V179H44ZM113 180H115L114 178H113ZM263 180V179H262ZM69 181H67L68 183H69ZM256 181V180H255ZM66 182V183H67ZM115 184H114V183ZM181 182V181H180ZM226 182V181H225ZM250 182H251V180H250ZM261 182V181H260ZM253 183H254V180H253ZM228 184H230V183H228ZM256 184V183H255ZM261 184V183H260ZM264 184V183H263ZM262 184V185H263ZM73 185H74V183H73ZM94 185V184H93ZM93 185H92V188H93ZM94 185V186H95ZM252 185V184H251ZM258 185V184H257ZM256 185V186H257ZM41 186H43V185H41ZM71 186V185H70ZM75 186V185H74ZM229 186V185H228ZM241 186V187H242ZM253 186V185H252ZM259 186V185H258ZM257 186V187H258ZM78 187H80L79 185H78ZM240 187V188H241ZM247 189V186H243V191L245 190V188ZM249 187V186H248ZM254 187V186H253ZM262 187V186H261ZM261 187H259L260 189H261ZM264 187V186H263ZM121 188H123V187H121ZM252 188V187H251ZM250 188V189H251ZM70 188H68L67 186H66V188L64 189L65 191H64V194L65 195H68L69 194V191H71V189L69 190ZM235 190H236V192H235ZM241 190V189H240ZM252 190H254V189H252ZM255 190H257L256 188H255ZM262 190H264L263 188H262ZM63 191V190H62ZM239 191V190H238ZM249 190H247V192H248ZM251 191V190H250ZM257 191H259V190H257ZM261 191V190H260ZM241 192V191H240ZM246 192V191H245ZM256 192V191H255ZM262 192V191H261ZM264 192V191H263ZM132 193V192H131ZM224 193V192H223ZM243 193V192H242ZM250 194H251V192H249ZM249 193H248V195H249ZM100 194V193H99ZM102 195H103V193H101ZM133 194V193H132ZM222 194V193H221ZM220 194V195H221ZM237 194L238 195H240V193H238L237 192ZM244 194V193H243ZM243 194H242V196H243ZM256 194V193H255ZM254 193H252V198H254V197H256V196H254L255 195ZM257 194H259V193H257ZM105 195V194H104ZM219 195V194H218ZM247 195V193H245V196ZM214 196V195H213ZM136 198L137 196L135 195V196H133L132 195V198ZM139 197V196H138ZM240 197V196H239ZM251 197V196H250ZM250 197H248V198H246V199H249ZM89 198V197H88ZM88 198H86V199H88ZM140 198V197H139ZM218 198V197H217ZM221 198H222V196H221ZM260 198H262V197H260ZM264 198V197H263ZM98 199V198H97ZM215 199V198H214ZM243 199V198H242ZM138 199H136V201H137ZM217 199H215V201H216ZM244 200V199H243ZM257 200V199H256ZM48 201V200H47ZM105 201V202H106ZM252 201V200H251ZM254 201V200H253ZM263 201V200H262ZM67 202V201H66ZM142 202V201H141ZM249 202V201H248ZM248 202H245V204H247ZM256 201H254V203H255ZM135 203H137V202H135ZM139 203V202H138ZM143 203V202H142ZM212 203V202H211ZM244 203V202H243ZM65 204V203H64ZM67 204V203H66ZM107 204V203H106ZM218 205H219V202L217 203ZM220 204H221V201H220ZM244 204V206L245 207H248L249 205L247 204V205H245ZM250 204V203H249ZM62 204H60V206H61ZM105 205V204H104ZM172 205V204H171ZM177 205V204H176ZM179 205V204H178ZM209 205V204H208ZM207 205V206H208ZM138 206H140V207H138ZM144 206V205H143ZM148 206V205H147ZM164 206V205H163ZM166 206H168V205H166ZM211 206V205H210ZM221 206H223V205H221ZM52 207V206H51ZM64 207V206H63ZM66 207V206H65ZM170 207V206H169ZM173 208L175 207V206H172ZM181 206L179 205V207H177V208H180ZM184 207V206H183ZM251 207V206H250ZM250 207H249V210H250ZM163 208V207H162ZM182 208V207H181ZM81 209V210H82ZM102 209V208H101ZM206 209V208H205ZM225 209V208H224ZM79 210V209H78ZM207 210V209H206ZM211 210H213V209H211ZM182 211V210H181ZM228 211V210H227ZM253 211V210H252ZM41 212V211H40ZM77 212H79V211H77ZM247 212H249V211H247ZM76 213V212H75ZM240 213V214H239ZM145 214V213H144ZM183 214V213H182ZM224 214V213H223ZM250 214V213H249ZM248 214V215H249ZM253 214V213H252ZM63 215H65V214H63ZM181 215V214H180ZM218 215V214H217ZM229 215V214H228ZM28 216V215H27ZM45 216V215H44ZM155 216V215H154ZM153 216V217H154ZM222 216V215H221ZM225 216H227V215H225ZM236 216V217H235ZM251 216V215H250ZM78 217V216H77ZM202 218V222H204L206 225H205V228H206V231H207V235H208V237H209V242L211 243V245H210V250H211V252L209 253V257L207 256L206 258H203V259H201V263L200 264H212V261H213V259L214 258H219V255H222V254H225V253H223L224 252V250L226 249V243H227V241H230V240H237V239H239L234 233L235 232H233L231 229L229 230V227L227 226V225H225V224H222V225H219L220 223H221V221L219 222V224L218 225H215V222L214 223H208V221H211L210 219L207 221L205 218H203L204 217V215L203 216H201ZM209 217V216H208ZM207 217V218H208ZM229 217V216H228ZM243 217V216H242ZM40 218V217H39ZM79 218V217H78ZM77 218V219H78ZM89 218H90V220H89ZM136 218V219H135ZM252 218V217H251ZM43 219V218H42ZM41 219V220H42ZM94 219V220H93ZM123 219H124V221H123ZM226 219H227V217H226ZM21 220V219H20ZM33 220H34V218L32 217V218H28L27 220H26V228H30V227H34V225L35 224H33ZM61 220V219H60ZM82 220V219H81ZM122 220V221H121ZM38 221H40V220H38ZM70 221V220H69ZM137 221V220H136ZM222 221H224V220H222ZM230 222V220H226V222ZM237 221V220H236ZM240 221H241V219H240ZM240 221H239V223H240ZM43 222V221H42ZM99 222V221H98ZM109 222V223H110ZM217 222V221H216ZM217 222V223H218ZM232 222V221H231ZM35 223V222H34ZM59 223V222H58ZM85 223H84V225H85ZM216 223V224H217ZM222 223H225V222H222ZM234 223V222H233ZM232 223V224H233ZM237 223V222H236ZM235 223V224H236ZM39 224V223H38ZM37 224V225H38ZM68 224V223H67ZM83 224V223H82ZM108 224V223H107ZM258 224V223H257ZM260 224V226H261V223H259ZM54 225V224H53ZM71 225H73V224H71ZM111 225V226H112ZM56 226V225H55ZM54 226V227H55ZM229 226H232V225H229ZM235 226V225H234ZM239 225H237V226H235V227H238ZM24 227H25V225H24ZM32 227V228H33ZM53 227V226H52ZM58 227V226H57ZM67 227V226H66ZM234 227V228H235ZM255 227V226H254ZM258 227H259V225H258ZM37 228V227H36ZM56 228V227H55ZM63 228V227H62ZM80 228H81V226H80ZM79 228V229H80ZM88 228V227H87ZM102 228V227H101ZM139 228V227H138ZM230 228H232V227H230ZM241 228V227H240ZM257 228V227H256ZM41 229V228H40ZM39 229V230H40ZM66 229V228H65ZM65 229H64V231H65ZM99 229V228H98ZM233 229V228H232ZM33 230V229H32ZM38 230V231H39ZM52 230V229H51ZM237 230V229H236ZM242 230V229H241ZM255 230V229H254ZM57 231V230H56ZM70 231V230H69ZM77 231V230H76ZM87 231H89V230H87ZM101 231V230H100ZM99 231V232H100ZM232 231V232H231ZM240 231V230H239ZM251 231H253L252 229H251ZM256 231V230H255ZM27 232V231H26ZM50 232V231H49ZM114 232V231H113ZM116 232V231H115ZM121 232V231H120ZM139 232H141V231H139ZM238 232V231H237ZM257 233L255 234L256 235V237H257V240L255 239V241L253 242V243H251V245L250 246H248L247 247V252H248V254L246 255V254H244V255H246L247 257H249L250 256V259L251 260H253V261H255L256 262V264H264V253H261V255H259L258 254V252H259V247H260V245L262 246V243H263V246H264V225L263 226H261V227H259L258 229H257V231H256ZM57 233V232H56ZM71 233V232H70ZM110 233V232H109ZM108 233V234H109ZM119 233V232H118ZM148 233V232H147ZM244 233V232H243ZM255 233V232H254ZM46 234V233H45ZM136 234H137V236H136ZM241 234V233H240ZM249 234V233H248ZM251 234H253V233H251L250 232V235ZM37 235V234H36ZM50 235L51 234H49V237H50ZM58 235V240H59V242H57L58 240H56V243L57 244H59V243H61V242H63L62 244H66L67 243V241L69 240V239H67V238H69L68 236L69 235H72V234H67V233H65V232H62V233H59V234H57ZM95 236V237H93V236ZM98 235V234H97ZM105 235H106V233H105ZM122 235V234H121ZM140 235V234H139ZM180 235V236H179ZM183 235V234H182ZM242 235V234H241ZM254 235V234H253ZM253 235H252V237H253ZM254 235V236H255ZM45 236V235H44ZM44 236H42V238L44 237ZM54 236V235H53ZM52 236V237H53ZM73 236V237H74ZM34 237V236H33ZM39 237V236H38ZM37 237V238H38ZM57 237V236H56ZM93 237V238H92ZM98 237V236H97ZM102 237V236H101ZM248 237V236H247ZM4 238H6V237H4ZM44 238H47V237H44ZM43 238V239H44ZM55 238V237H54ZM99 238V237H98ZM187 238V237H186ZM249 238H250V236H249ZM254 238V237H253ZM73 239V238H72ZM86 239V240H85ZM97 239V238H96ZM121 239V238H120ZM122 239H124L123 237H122ZM248 239V238H247ZM246 239V240H247ZM251 239V238H250ZM3 240V239H2ZM45 240V239H44ZM125 240V239H124ZM123 240V241H124ZM244 240V239H243ZM4 241L5 240H3L2 242H3V244H4ZM70 241V240H69ZM87 241V242H86ZM127 242H128V240H126ZM143 241V242H142ZM186 241H187V239H186ZM49 242V241H48ZM94 242H95V240H94ZM127 242H124V243H127ZM142 242V243H141ZM245 242V241H244ZM49 243H51V242H49ZM54 243H55V241H54ZM132 243V242H131ZM1 244V243H0ZM33 244V243H32ZM41 244H44V245H42L41 247L39 246L38 247V245L37 244H34V247L37 245V247L35 248V251L33 252V253H30V251H26V252H19V255H23L24 257H27V258H29V260L30 261H32L31 263L32 264H45L44 262L45 261H47L48 259L49 260H52L54 257H53V255H50V250H51V248H50V244L48 245L47 244V242H45L44 243V241H43V243H41ZM56 244V245H57ZM70 244V243H69ZM93 244V243H92ZM187 244V243H186ZM242 244H244V243H242ZM54 245V244H53ZM52 245V246H53ZM55 245V246H56ZM71 245V244H70ZM94 245V244H93ZM3 246V245H2ZM51 246V247H52ZM63 246V245H62ZM90 246V245H89ZM60 247V246H59ZM65 247V246H64ZM88 247V246H87ZM86 247V248H87ZM134 247H135V245H134ZM185 247V246H184ZM263 248V247H262ZM55 249V248H54ZM57 249H58V247H57ZM56 250V249H55ZM65 250V249H64ZM68 250V249H67ZM71 250H72V248H71ZM70 250V251H71ZM240 250V249H239ZM245 250V249H244ZM56 251H58V250H56ZM79 251L77 252H75L74 251V253L73 254H68V255H66V264L70 261V260H72L73 258H78V256L80 255V254H82V253H79ZM119 251V250H118ZM117 251V252H118ZM135 251V250H134ZM140 251V252H141ZM188 251V250H187ZM227 251V250H226ZM258 251V252H257ZM81 252V251H80ZM95 252V251H94ZM125 252V251H124ZM209 252V251H208ZM244 252V251H243ZM246 252V251H245ZM244 252V253H245ZM246 252V253H247ZM58 253H60V251L58 252ZM62 253V252H61ZM60 253V254H61ZM76 253H78V254H76ZM108 253V252H107ZM57 254V253H56ZM111 254V253H110ZM118 254V253H117ZM121 254V253H120ZM123 254V253H122ZM139 254V253H138ZM141 254V253H140ZM78 255V256H77ZM83 255H84V253H83ZM90 255V254H89ZM100 255V254H99ZM115 255H116V253H115ZM33 256V257H32ZM63 257H65L64 255H62ZM94 256V255H93ZM92 256V257H93ZM103 256V255H102ZM118 256H119V254H118ZM126 256H128V255H126ZM139 256V255H138ZM53 257V258H52ZM58 257V256H57ZM81 258H82V256H80ZM85 257V256H84ZM90 257V256H89ZM96 257V256H95ZM101 256H99V258H100ZM108 257V256H107ZM106 257V258H107ZM143 257V258H144ZM191 257V256H190ZM81 258H80V260H81ZM88 258V257H87ZM98 258V257H97ZM96 258V259H97ZM125 258V257H124ZM123 258V259H124ZM193 258V257H192ZM55 259H57V258H55ZM63 259V258H62ZM61 259V260H62ZM79 259V258H78ZM89 259V258H88ZM92 259V258H91ZM95 259V258H94ZM142 259V258H141ZM34 260V261H33ZM54 260V259H53ZM60 258H58L57 259V261L56 262H59L60 263ZM79 260V261H80ZM99 260V259H98ZM121 259H119V258H116L115 260H113V261H111L110 262V260H109V262L108 263H104V264H122L121 263V261H120ZM76 261H78V260H76ZM79 261L77 262V263H79ZM94 261V260H93ZM92 261V262H93ZM96 261V260H95ZM129 261H131V260H129ZM133 261V260H132ZM219 261H220V259H219ZM27 262V261H26ZM26 262H24V263H20L19 262V264H28V263H26ZM29 262V261H28ZM85 262V261H84ZM84 262H83V264H84ZM105 262V261H104ZM30 262H29V264H31ZM102 263H103V261H102ZM127 263V262H126ZM125 263V264H126ZM139 263V262H138ZM141 263V262H140ZM195 263V262H194ZM218 263V262H217ZM250 263H252V262H250ZM50 264V263H49ZM62 264V263H61ZM75 264H76V262H75ZM88 264V263H87ZM90 264V263H89ZM99 264H101V262L99 263ZM199 264V263H198Z\"/></svg>",
    "mask_w": 264,
    "mask_h": 264
}]
</instances>
